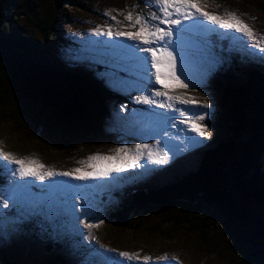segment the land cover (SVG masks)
<instances>
[{
	"label": "rangeland",
	"instance_id": "obj_1",
	"mask_svg": "<svg viewBox=\"0 0 264 264\" xmlns=\"http://www.w3.org/2000/svg\"><path fill=\"white\" fill-rule=\"evenodd\" d=\"M34 1L39 5L40 12L55 5V0ZM203 3L207 5L205 10L210 13L223 15L225 12H235L258 37L264 36V0H203ZM109 12L116 20L107 14ZM128 12L134 17L143 15L149 19L152 14L162 16L155 0H77L76 6H62L55 27L57 36L52 50L64 56L69 67H79L85 75L91 73L109 98H121L105 100L114 110L107 119L109 124L102 138L67 149L49 144L39 130L35 134L34 129L18 124L14 117L0 120V147L17 158H37L47 168L59 172L83 167L79 162L96 153L114 154L119 147L133 148L140 143L155 147L159 140V147L162 152L168 153L169 162L155 164L145 157L140 162L142 166L125 173H113L111 177L93 181L54 177L51 181L40 182L34 178L21 179L13 175L12 169L18 168V165L10 164L0 157L4 178L1 184H5H0V264L2 252L9 255L14 264L49 262L51 254L53 257L58 254L56 250L52 251L55 248H63L60 255L64 254L63 261L66 264H144L143 260L127 261L120 257L119 252L122 251L139 253L141 257L151 256L150 264H237V259L231 253L232 245L221 226L222 217L218 213L212 221L218 229L212 230L211 247L201 245L198 235L190 239L186 231L173 233L171 237L161 234L160 229L151 233L150 230L162 222L155 216L150 217L145 227L123 231L109 221V215L134 190L164 186L168 184L166 182L173 179L177 181L189 174L182 173L185 169L182 164L189 170H197V156L192 153L200 152L201 156L203 151L220 143L227 133L224 129L227 117L219 102L221 87L241 82L240 78L234 76V66L241 63L245 67L247 62L243 60L246 55L258 58L261 62L258 68L264 70V55L259 49L251 47L252 41L241 33L220 29L206 21L183 22L187 26L183 42L178 45L174 37L171 43L184 53L183 71L187 76L185 83L189 87L170 91V94H186L201 105L207 98L209 108L176 105L189 114L208 113L203 124L207 125L211 135L199 137L186 130L188 126L181 123L185 117L177 111L138 100L139 96L161 88L159 84L148 83L145 70L137 63L128 46L138 41L94 34L93 29L98 26L102 30L112 27L116 31L119 27L124 31H136L129 26L131 22L125 19ZM18 20L22 35L42 40L39 29L24 18ZM225 38L229 43L224 49L220 41ZM179 60L178 56V71ZM23 107L19 106L20 109ZM192 139L200 142L193 143ZM180 158L182 161L177 164L175 161ZM172 162L173 167L170 168ZM13 184L24 187L13 190ZM13 191L14 200H8L7 196ZM77 195H87L88 203L82 197L76 200ZM5 203L8 204L6 208ZM83 208H90L91 214L85 217ZM205 212L215 214L214 208ZM78 217L90 223H103L99 227L86 229L83 223L78 222ZM137 224L141 226L142 222ZM46 247L50 248L49 251ZM164 255L169 259L157 260V257Z\"/></svg>",
	"mask_w": 264,
	"mask_h": 264
},
{
	"label": "trees",
	"instance_id": "obj_2",
	"mask_svg": "<svg viewBox=\"0 0 264 264\" xmlns=\"http://www.w3.org/2000/svg\"><path fill=\"white\" fill-rule=\"evenodd\" d=\"M76 3L55 0L53 7L40 12L34 0H0V120L15 117L35 134L39 130L49 144L67 149L101 139L114 110L105 100L121 99L109 98L91 73L69 67L65 57L52 50L62 6ZM19 18L39 29L42 40L22 35ZM220 42L225 49L229 40ZM243 61L245 67L234 66L241 82L223 86L219 93L227 117L226 128L222 126L225 138L202 152L195 162L197 170L184 169L182 173L189 174L164 186L134 190L110 213L114 226L138 230L155 216L162 222L155 229L146 226L151 233L160 229L171 237L186 231L190 239L198 235L201 245L211 247L212 230L218 229L212 221L218 213L237 264H264V70L254 56L246 55ZM1 168L2 163L0 184ZM213 208L215 214L205 212ZM52 251L49 262L41 264H66L60 255L63 248ZM1 254L2 264H14L9 255Z\"/></svg>",
	"mask_w": 264,
	"mask_h": 264
},
{
	"label": "snow or ice",
	"instance_id": "obj_3",
	"mask_svg": "<svg viewBox=\"0 0 264 264\" xmlns=\"http://www.w3.org/2000/svg\"><path fill=\"white\" fill-rule=\"evenodd\" d=\"M155 3L158 5V10L162 13V16L152 14L149 19L143 15L134 17L131 12L127 13L125 19L131 22L129 26L137 29L136 31H124L120 30L119 27H117L116 31H113L112 27L102 30L98 26L93 29V32L97 36L105 35L107 37L138 41L139 43L135 45H128L131 52L134 53L135 60L145 70L149 84L161 85V88L139 96L138 100L144 104L175 110L185 117L181 123L188 126L186 130L196 133L199 137L210 136L211 133L207 130V125L203 124L208 113L189 114L186 110L176 107L179 104L209 108L210 104L207 98L201 105L194 97L186 94H170V91L188 89L189 87V84L185 83L187 76L183 71L184 53L178 46L172 45V39L175 37L178 45L183 42L187 31V26L183 25L184 21H206L209 25L218 26L220 29L241 33L247 40L252 41L251 47L259 49L260 53L264 55V36L258 37L253 29L244 23L235 12H225L223 15H218L206 11L207 5L203 3V0H155ZM107 14L113 20H116V17L112 16L111 12ZM152 21H156V23ZM117 24H119L118 20ZM139 53H145L146 55L141 56ZM178 56L180 58L179 71ZM181 77H184V79ZM191 142L199 143L200 141L192 139ZM159 144L160 142L157 140L155 147L147 143H140L133 148L119 147L115 149L114 154L96 153L89 156L87 160L79 162L83 167L74 168L72 171L58 172L55 169L47 168L37 158H17L13 153L4 151L2 147H0V157L10 164L18 165V168L12 169V174L18 175L21 179L34 178L37 181L45 182L51 181L54 177H70L76 181H93L111 177L113 173H125L129 169L142 166L140 162L145 157L155 164L168 163V153L162 152ZM23 187L24 185L18 184H13L12 186L13 190ZM80 197L84 199V202L87 200V195H77L76 200ZM7 199L14 200V191L10 192ZM4 207H8V204L5 203ZM77 207L76 205L75 210H77ZM82 211L85 217L91 214L90 208H83ZM78 222L83 223L86 229L99 227L103 223V221L90 223L82 217H78ZM112 251L116 250L113 249ZM119 256L127 261L143 260L144 264H150L152 261L151 256L141 257L139 253L127 251L119 252ZM168 259L167 255L157 257V260Z\"/></svg>",
	"mask_w": 264,
	"mask_h": 264
},
{
	"label": "bare ground",
	"instance_id": "obj_4",
	"mask_svg": "<svg viewBox=\"0 0 264 264\" xmlns=\"http://www.w3.org/2000/svg\"><path fill=\"white\" fill-rule=\"evenodd\" d=\"M199 157H200V155H199ZM187 161H188V160H186L185 162H187ZM187 163H188V162H187ZM191 164H192V162L189 163L188 166L191 167ZM182 166H183V169H184V168H185V165L182 164ZM192 170H193V169H192ZM187 172H188V171L184 172V174H186ZM184 174H183V175H184ZM162 180H163V179H162Z\"/></svg>",
	"mask_w": 264,
	"mask_h": 264
}]
</instances>
